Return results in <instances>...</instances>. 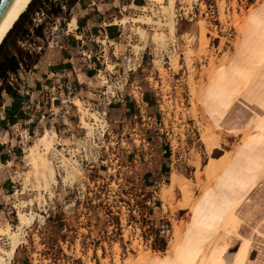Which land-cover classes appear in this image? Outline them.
I'll return each mask as SVG.
<instances>
[{"label": "rangeland", "instance_id": "374dc122", "mask_svg": "<svg viewBox=\"0 0 264 264\" xmlns=\"http://www.w3.org/2000/svg\"><path fill=\"white\" fill-rule=\"evenodd\" d=\"M42 1L35 0L26 15L25 24L32 19L35 28L39 27L36 33L31 32L23 41L16 43L18 31L9 32L0 46V61L5 55L18 54V46L23 51H29L30 60H35L43 48H55L70 42L80 44L79 53H87L81 45L87 43L88 36L93 39L94 45L101 43L87 30L80 26L75 28V9L67 5L69 2L73 6L72 1ZM220 1L223 8L219 14ZM208 2L212 6L199 4V13L195 11L196 14L189 20L183 17L176 19L175 9L182 8L187 15L188 11L194 10L191 0H174L172 10L177 30L164 49L157 47L151 37L158 31L166 33L163 24L165 14L160 6L165 4L164 0L162 3L144 0L142 5H132L130 11L127 7L123 9L120 19L126 18L121 24L124 37L115 44L114 50L112 44L109 49L105 45L108 69H112L116 61L121 64L122 56L132 51H136V56L144 52L145 56L148 54L153 59L170 54V60L171 49L174 48L177 64L176 67L170 65L176 72L182 62L185 75L177 80L163 79L161 93L152 96L155 110L149 111L138 97L142 95L141 91L135 88L136 92L132 94V86H140V89L143 88L142 83L145 88L148 84L141 77L147 71L141 70L130 91L129 99L133 100L134 111L132 106H128L127 111L111 112L109 106L115 101L109 103L106 109L109 130L104 137L102 153L92 160L93 166L88 165L89 159L86 167L78 165L81 172L75 173L71 181L64 182L61 177L65 171L58 156L60 154L56 155L55 150L68 156L64 148L56 146L55 137L54 149H50L47 157L54 163V169L58 168L55 166L58 160L62 171L57 173L55 170L57 184L49 185L51 194L42 190L41 198L31 185L22 189V175H18L6 198V205L12 213L7 222L0 221V225L9 223L15 228L16 204L22 201L24 205L20 209L31 211L34 216L31 223L22 228V239L10 264H113L115 254L122 261L130 260L131 264H156L169 257L175 258L177 245L188 240L200 249L195 258L197 264H223L238 245L237 242L232 248L239 230L244 232L243 236L253 238L255 243L263 239L252 233V227L257 219H264V172L256 168L249 173L247 168L250 156H254L257 164L260 163L259 153L253 154L248 145L249 136L262 134L258 131V122L264 113L260 107L264 98V79H261L258 67L250 79L243 78L234 68L238 62L240 72H243L253 60L259 63L261 37L264 36V0ZM258 8L261 9V16L256 13ZM237 12L240 17L246 12L258 16L249 22L239 21ZM149 16L153 20L149 23L133 20ZM71 19H75V24ZM232 19L236 27L232 26ZM189 24L191 29L188 30ZM142 28L146 36L140 40L138 30ZM201 31L205 35L203 41L199 38ZM243 31H248L252 37L246 38ZM189 38L190 68L186 66L183 53ZM134 44L142 48L134 49ZM151 65L149 62V67ZM155 66L161 75L166 74L167 70L163 67ZM85 67L87 70V60ZM220 69L224 70L223 74ZM222 76L224 79H221ZM225 81L231 88V99L224 107L217 97L222 96ZM4 83L1 80L0 85L4 87ZM246 95L256 97L253 112L247 108ZM80 102L86 110L84 119L91 123L90 114L97 115L95 101L83 102L80 99ZM77 109L75 118L80 120L81 125L82 113ZM93 123L98 124L94 120ZM83 132L81 129L80 134ZM34 139L22 143V157L25 146ZM75 141L78 146L82 143L78 138ZM61 145L65 147L69 144ZM159 145L166 149L164 156L160 159L156 154L150 159L151 151ZM125 155L131 158L125 159ZM133 165L138 167L131 177L129 172ZM241 179L246 187L237 183ZM18 190L22 192L15 193ZM223 197L227 198V205L222 210ZM29 199L32 200L31 205ZM40 209H48V216L45 215L44 219ZM0 245L7 247L5 236H1ZM255 257L257 252L253 251L252 258Z\"/></svg>", "mask_w": 264, "mask_h": 264}, {"label": "crops", "instance_id": "0c3cea01", "mask_svg": "<svg viewBox=\"0 0 264 264\" xmlns=\"http://www.w3.org/2000/svg\"><path fill=\"white\" fill-rule=\"evenodd\" d=\"M143 2L144 0H74L71 7L75 9V28L78 29L80 26L84 31L87 30L90 36L95 35L102 43L105 41L103 45L101 43L94 45L92 43L93 39L88 36L87 43L83 42L84 44L81 47L84 46L87 52L93 54L102 47L104 49L110 47L112 42L117 43L118 33H121L123 39L125 32L123 26L120 24L118 26L115 21H119L120 16L124 14L123 9L125 10V7L130 11L132 5H142ZM189 29H191L190 24L188 25ZM97 46L99 50H97ZM79 48L80 44L76 42H70L55 48H43L29 68L22 69L20 67L22 70L18 69L15 73H9L4 81V87L12 86L11 89L14 90L12 89L9 92L2 90L0 94V221H4L3 223L7 222L12 213V210L6 205L8 192L14 185L18 175L28 174V167L21 155L22 143L36 138L45 129L52 128L63 145L70 144L81 133V128L75 118V112L67 119L57 122L50 121L47 115L48 100L39 97L41 86L47 89L55 83L56 77L62 78L66 75L74 83L75 92L73 95L75 98L81 99L83 102H94L98 99V92L101 88L100 81L96 76V72L88 67V61L86 70V58L80 55L82 53H79ZM151 59L148 54L145 56L144 52H141L136 62L139 68L134 72L125 73L126 76L122 75V81H127V83L125 89L119 92L120 98L109 106L111 112L121 113L127 111L129 110L128 106H132L131 110L134 111V105L131 103L133 100L129 99L131 97V87L129 86L141 75V70L150 71L149 62L151 63ZM92 60L93 58L90 59V61ZM120 62L121 64L117 62L118 65L124 64L123 60ZM105 63H108L107 60H105ZM103 65L101 62V65H97V67L103 68ZM141 77L144 79L143 73ZM181 78L182 76H179V79ZM12 80L16 86L13 85ZM142 85L143 88H140L142 95L139 94L138 97L147 105L149 111H154L153 89L149 84L146 88L144 83ZM143 106L140 107L143 108ZM23 133L26 135L25 138ZM161 145L151 151L153 157L150 156V159L154 158L156 154L159 155L160 159L161 156H164L166 149ZM124 157L125 159L131 158L129 155ZM142 157L145 158L144 155ZM163 163L165 164V161ZM136 166L133 165L129 176L132 177L136 174L135 170L138 167Z\"/></svg>", "mask_w": 264, "mask_h": 264}, {"label": "bare ground", "instance_id": "6f19581e", "mask_svg": "<svg viewBox=\"0 0 264 264\" xmlns=\"http://www.w3.org/2000/svg\"><path fill=\"white\" fill-rule=\"evenodd\" d=\"M31 1L32 0H20L19 5H18L17 0H13L12 1V3L10 4V6L8 7V9L6 10V12L4 13L3 17L0 20V45L3 42V40L5 39V37L7 36V34L10 32V30L13 28L15 22L19 19L21 14H23L26 11V9L28 8V6L31 3ZM152 1H156L157 3H162L163 2V0H152ZM164 3L165 4H162L160 6L163 7V14H165L164 19H163L164 20L163 24L166 27V33L158 31V32H155L151 36L152 40H153V43L157 47L163 48V49H164V47H166L167 42H169L168 39H171L175 35V32L177 30L176 26H175V18L173 16L174 14H173V10H172L173 9V4H174V0H166V2L164 0ZM191 3H192V0H191ZM222 6H223L222 2L220 1L219 10H218L219 14H220V9L223 8ZM142 9H144V7H142ZM256 13H259V16H261V9L258 8ZM237 14L239 15L238 12H237ZM254 16H255L254 13L246 12L245 14H243V17L242 16L240 17V15L237 17L236 14L234 13L235 19L237 17V20H239V21L243 20L245 22H249L250 19H252V18L256 19V17L258 15H256L255 17ZM220 19H222V17ZM71 20H72L71 22L75 24V19H71ZM133 20H140L143 23L144 22L149 23V22L153 21L150 16L147 17V18H144V17L143 18H134ZM125 21H126V18H122V19H119L120 23H116V24H122ZM230 22L233 23L232 26L236 27L237 24L235 23L234 19H232V21H230ZM72 23H70V24H72ZM203 26H204V24H203ZM205 28L206 27L204 26L203 29L205 30ZM138 31H139V36L138 37L140 38V40L144 39V37L146 36L145 30H143V28H142V29H139ZM199 31H200V29H199ZM243 33H245V37L246 38H248V36L252 37V35L248 31H246V32L243 31ZM190 36H192V35H190ZM242 37H243V40L245 41L243 34H242ZM199 38H200L201 41H203L205 39V35H204V33L202 31L199 32ZM190 41H191V38H189L186 41V44L184 46L186 49L183 52L185 54L184 55L185 63H186V66L188 68L191 67V66H189L190 61H191V59H190L191 50L189 48ZM197 44H198V46L201 45L199 40H197ZM252 44L253 43L251 42L250 43V45H251L250 48H252ZM204 45L207 46V43H205ZM232 45H233V43H232ZM234 45H235V43H234ZM173 46H174V44H173ZM130 47H131V45H130ZM133 47H134V49L137 48V50L142 48V47H139V45H137V44H134ZM134 52L136 53V51H134ZM175 55L177 56V54H175L174 48H172L171 49V58L169 60V66L170 67H171V65L173 67H176V64H177L176 58L177 57ZM169 56H170V54H169ZM160 61L161 60L159 58H155L154 62H156V63L154 65H160L161 66ZM179 64H180V67H181L182 62L179 63ZM183 68L185 70V67H183ZM245 83H243V84H245ZM241 84H242V82H241ZM246 96L245 97H246V102H247L246 103L247 104V108L249 109L250 112H253L254 111V104L256 103L255 102V98L256 97H254L252 95H250V96L246 95ZM74 103L79 108V110L81 111L80 113H82V117H81V123L82 124H81V127L86 130L85 131L86 134H90V133L93 132V130H94L93 124L94 123L91 124L93 122V120L96 123H98V124L101 123V125H102L103 120L101 118H99L95 113L90 114L92 119H93L91 121V123L87 122L84 119V115L86 114V110L81 106L80 100L76 99V100H74ZM226 108L228 109V106H226ZM24 133H23V137L25 138L26 135ZM55 137L58 138L57 137V133L53 129H49V130L45 129L40 135H38L34 139L33 142H31L29 144L27 143V145L25 146V149H24L23 160L26 163V165L28 166L29 173L26 174V175H22V179H23L22 189H25L27 187V185H31L33 188L36 189V191H38L37 195L39 197H41V198L43 197L42 196V193H43L42 190H44L46 192H49L51 194V192L49 190V185L51 183L52 184L54 183V185L57 184L56 183L57 182V179H56L57 176L56 175H58V174H55L56 168L54 169V167L52 166L54 163H51V160L47 157V153H49L50 149L51 148L54 149V144H55L54 143V138ZM55 151L54 152L56 153V155L60 154L58 156L60 157L59 159H60L61 165L63 166V169L65 171L64 172L65 173L64 176H61L63 178L64 182L66 180L69 181L70 179L74 178V176L76 175L75 173L78 174L79 172H81V171H79L80 169H79L78 165L76 164V160L72 156L71 157H69V156L65 157V156H63V153H61V152L59 153V150H55ZM58 156H57V158H58ZM18 192L20 193L22 191L18 190L15 193H18ZM29 204L30 205L32 204V200L31 199H29ZM23 205H24V201L20 202L19 205L16 204V207H17V213H16L17 223L15 225V228H12L9 223L4 224L3 226L0 225V238H1V236H5L6 239L8 240L7 247H3V246L0 245V264H10L11 259L13 258L14 254H15L16 247L18 246V244L20 243V241L22 239V235L21 234H22L23 226L29 225L31 223L32 219H33L34 214L31 211L30 212L29 211L28 212L27 211L24 212V211H22L20 209L21 206H23ZM252 222H254L253 219H252ZM243 223H245V222H243ZM248 223H250V222L248 221ZM247 225H249V224H247ZM243 233H241L240 230H239L238 236L232 242V248L234 247V245L237 242H238V245H237V247L234 250H231L228 258L224 261L223 264H264V219H257V222L252 227V233L255 234L256 236L260 237V238H263V239H260L259 242L255 243L253 241V238H249L248 236L245 237V236L242 235ZM253 251L257 252V257H255L254 259L252 258ZM103 261L106 262L105 260H103ZM113 261H114L113 264H131L130 260H126V261L120 260L118 254L114 255ZM87 264H91V263L87 262Z\"/></svg>", "mask_w": 264, "mask_h": 264}, {"label": "built area", "instance_id": "2783aa9c", "mask_svg": "<svg viewBox=\"0 0 264 264\" xmlns=\"http://www.w3.org/2000/svg\"><path fill=\"white\" fill-rule=\"evenodd\" d=\"M199 4H204V6H212V4L208 2V0H192L191 7L194 10L188 11L187 15H184V11L182 8L175 9L176 19H180L182 17L185 19L187 18L189 20L192 19L193 15L196 14L195 11L199 13ZM118 38L119 39H117V42L121 39V33H118ZM101 44L103 45L102 42ZM115 44L116 43L112 42L113 50L115 48ZM111 53L115 56L114 51H111ZM82 55L88 61V67L90 68V70L96 72V76L100 80L101 88L98 92V99L97 101H95L94 104V107L96 108L94 111L103 120V123L102 125L94 124V130L90 134H86V130L82 128L81 125H79L80 128L84 130L82 135L80 134L79 136H77V138L80 139V142H82L79 146L76 145V141L74 140L68 146L64 147L61 145L59 138H56V146H59L60 149L64 148V151L67 156H72L74 159H76L77 165H82L86 167L87 159H89L88 165L93 166V164L91 163L92 160L98 158L100 156V153H102V145L105 141L104 137H106L105 135L108 134L109 130V124L106 120V109L111 101L114 102L118 100V98H120L119 92H122L125 89L127 81H122V75L128 72H134L135 70H137V68H139V65H136L138 56H136L133 51L127 55L124 54L122 56V60L124 61L123 65H118L117 62L119 61H116V63L112 64L113 71L112 69H108V64L105 63V60L108 59V55H106V51L103 47L102 49L100 48L99 51L94 52L93 54L87 52V54L83 53ZM91 58H93L92 61H90ZM159 59L161 60V67L167 70L166 74H160L158 68L153 63L154 59L152 58V65L150 67V71H148L146 75H144V79L153 89L154 95L161 93V89L164 87V85L162 84L163 79L164 81L168 79L177 80L179 76L183 77L185 75V70L183 66L178 69V71H181L180 73L178 71L175 72L169 66L168 55H162ZM101 62L104 64L103 68L97 67V65H101ZM131 86L132 85L130 84L129 87ZM139 87L140 86H132V93L135 92V88H138V90H140ZM74 92V83L70 79V77L66 75H64L62 78L56 77L55 83L47 89H44V87L41 86V92H39V97L48 100L47 115L51 122H57L63 119H67L69 118V116H72L73 112H78L77 106L74 103ZM77 123L80 124L79 119ZM57 161L58 160H56L55 162V166L58 167L56 169L58 173L61 172L62 169H60V167L58 166ZM47 210H39L40 212L42 211L40 215L43 219L45 218V215L48 216V213L46 214ZM36 221H38V218Z\"/></svg>", "mask_w": 264, "mask_h": 264}, {"label": "snow or ice", "instance_id": "6c2138e0", "mask_svg": "<svg viewBox=\"0 0 264 264\" xmlns=\"http://www.w3.org/2000/svg\"><path fill=\"white\" fill-rule=\"evenodd\" d=\"M18 5L20 0H17ZM11 18V17H10ZM237 66L234 68V71H237L243 78L250 79L252 73L257 67L259 68L261 79H264V36L261 37V46L259 50V63L257 64L254 60L251 62L250 67L246 68L243 72H240L238 67V62H236ZM221 74H223L224 70L220 69ZM221 79H224L223 76ZM231 88L228 87L227 82L225 81L222 86V96H218L217 98L221 100L222 106L226 105L227 102L231 99ZM260 107L264 109V98H262ZM259 127L258 131L262 133L258 137L249 136V149L251 152L259 153L260 163L257 164L254 156L249 157V166L247 171L249 173L253 172L256 168H259L261 172H264V113L261 115V119L258 122ZM237 183L240 187H246L243 179L238 180ZM224 203L221 205L222 210L227 205V198L223 197ZM200 249L191 241H184L180 243L175 248V258H167L162 261H157L156 264H197V260L195 259L199 255Z\"/></svg>", "mask_w": 264, "mask_h": 264}, {"label": "trees", "instance_id": "16d2710c", "mask_svg": "<svg viewBox=\"0 0 264 264\" xmlns=\"http://www.w3.org/2000/svg\"><path fill=\"white\" fill-rule=\"evenodd\" d=\"M34 1L35 0L31 1L28 8L26 9V11L23 14H21V16L15 22L13 28L10 31V33L14 32V31H18V33L16 34V37H17L15 40L16 43L18 41H23L24 37L29 36L31 32L36 33V31L39 28V27L35 28V26H34L35 24L33 23L32 19H30V21L28 23L26 22V24H25V21H27L26 15H27L28 11L31 9V6L33 5ZM44 1L47 3L50 0H43L42 2L44 3ZM70 1H72V3H74V0H70ZM67 5H68V7L72 6V4L69 2H67ZM6 38L7 37H5V39L3 41H5ZM17 50H18V52H17L18 54L13 53L10 55H5L2 58V60L0 61V80L5 81V79L9 73H15L22 66H23V68L27 69L33 63L34 60H30L31 55H30L29 51H23L19 48V46L17 47ZM2 90L9 92L12 89L10 86H5V87L0 86V94H1Z\"/></svg>", "mask_w": 264, "mask_h": 264}, {"label": "water", "instance_id": "95a60500", "mask_svg": "<svg viewBox=\"0 0 264 264\" xmlns=\"http://www.w3.org/2000/svg\"><path fill=\"white\" fill-rule=\"evenodd\" d=\"M13 0H0V20Z\"/></svg>", "mask_w": 264, "mask_h": 264}]
</instances>
